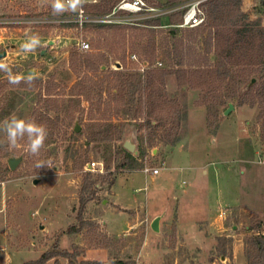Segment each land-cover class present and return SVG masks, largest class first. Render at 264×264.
<instances>
[{"label": "rangeland", "instance_id": "obj_1", "mask_svg": "<svg viewBox=\"0 0 264 264\" xmlns=\"http://www.w3.org/2000/svg\"><path fill=\"white\" fill-rule=\"evenodd\" d=\"M145 1L182 6L190 0ZM115 3L86 0L84 14L107 13ZM238 3L219 17L220 26L177 27L184 7L132 24L80 23L79 11L53 15L52 0H0V17L14 21L0 25V50H6L0 60L13 75L39 77L31 86L13 85L0 71V121L13 115L34 121L48 115L53 121L50 127L39 123L48 137L38 157L27 152L26 140L16 149L0 146V264H26L50 250L70 256L56 255L46 264L259 260L251 245L264 232V97L251 103L264 86V75L257 82L254 77L262 68L259 39L252 56L227 64L231 75L220 80L221 46L212 35L225 33L234 19L264 27V0ZM169 28L177 33L170 36ZM32 34L43 47L25 54L20 45ZM81 41L88 42L87 50L79 48ZM76 52L93 56L92 67L77 69ZM177 68L186 70L185 83L169 72ZM118 70L142 72L145 81L154 77L151 92L163 93L151 102L149 90L144 92L134 123H125L121 99L110 93ZM251 78L252 89L246 87ZM229 103L234 109L224 115ZM76 120L79 132L73 131ZM127 125L139 149L128 162L119 149ZM20 154L22 161L11 170L7 158ZM37 160L53 166L37 169ZM146 167L159 171L146 173ZM81 196L87 199L82 220ZM157 214L155 232L150 221ZM70 226L81 228L68 232Z\"/></svg>", "mask_w": 264, "mask_h": 264}, {"label": "trees", "instance_id": "obj_2", "mask_svg": "<svg viewBox=\"0 0 264 264\" xmlns=\"http://www.w3.org/2000/svg\"><path fill=\"white\" fill-rule=\"evenodd\" d=\"M113 3L116 0H110ZM239 0H209L207 1L208 7H207V17H209V21L207 22L208 18L206 17L205 13V18L204 21L200 24V26L206 25L205 27H208V25H219V17L226 12H230L233 9V6L238 7ZM220 14V15H219ZM172 17V15H171ZM170 17V18H171ZM244 18L245 16L240 13V19ZM207 18V20H206ZM171 20V19H170ZM156 22L158 21L155 20ZM239 21V20H238ZM238 21L236 19L231 20L227 22V27L228 30L222 33H219L220 31L213 32V38H216L215 42L219 46H221V51L218 53L217 57V67H216V72H217V77L220 80H223L224 77H227L231 75V70L228 68L227 64L235 63L237 64L240 61V58L244 57H251V52H253L252 48H255V39H259L258 46L256 48L259 49V51H256L257 57H258V62L262 66V68L259 70L257 74L254 75L256 78V82L259 78L264 75V27L261 26V23L259 21H248V22H242L241 24H238ZM171 23H174L171 21ZM157 24V23H156ZM199 26V27H200ZM222 27H224V24H221ZM198 29V28H197ZM203 29V28H202ZM199 30V29H198ZM168 34L170 36H174L177 33L176 28H169ZM197 31H195L196 33ZM192 38L195 35L191 36ZM219 37V38H217ZM258 37V38H256ZM195 42V41H194ZM74 60L75 63L78 65L76 66L77 69L81 70L82 68H88L92 67V63H94V57L87 54V53H79L76 52L74 54ZM248 61V60H247ZM250 61L252 62V58H250ZM240 63V62H239ZM250 62L248 61L247 64ZM177 64L180 66L179 62ZM97 68L101 67V64H96ZM178 66V67H179ZM223 69V70H221ZM171 73H174L177 75L179 81L182 83H185L186 80V70L183 68H177L176 70H171L169 71ZM209 74H206V77H209L211 74L210 70L208 71ZM244 71H242L243 73ZM241 73V74H242ZM116 84L110 87L111 94L114 96H117L121 99V104H122V110L121 113L125 116V123L130 124L134 123L137 116L139 115L141 111V106H142V96L144 92L148 89L149 90V98H151L152 102V97L154 96H162L163 93L161 91L159 92H154L152 93L151 90V83L154 80V77L149 76L148 79L145 81L143 80V74L142 72L135 71V72H124L118 70L116 73ZM223 77V78H222ZM255 82V84H256ZM26 85V84H25ZM27 86V85H26ZM250 89L252 87L254 88V84L250 85ZM236 95L232 94L230 97L234 98ZM256 97H264V86L263 89H259V91L254 95L253 98H251V103L253 104L256 100ZM262 99V98H261ZM260 99V100H261ZM263 101V99H262ZM119 110V109H118ZM132 113V114H131ZM37 123L41 122H46L49 123V127L52 125L50 123H53L52 119L50 116L46 115L44 116V119L42 118H37L36 119ZM147 125L149 126H154L153 120L147 118L146 120ZM120 152L123 153L125 159H133L135 156L128 152L126 149H124L122 146H119ZM127 162H122L120 163L119 166L124 167L126 166ZM112 183V182H111ZM87 199L82 197L80 198L81 202V211L78 214V218L82 220V209L85 206ZM82 226V225H81ZM80 227H75V226H70L68 228V232H77L79 231ZM251 245L255 247V250L258 251L259 253V260L255 262V264H264L263 258H264V232L259 234V236H256L253 238L251 241ZM56 255H61L64 257H69L70 255L68 254V251H59V250H50V251H45L43 252L39 258L30 261L26 264H46V262L51 259L52 257ZM95 264H98V262H92ZM90 264V263H87ZM99 264H103L102 262Z\"/></svg>", "mask_w": 264, "mask_h": 264}, {"label": "clouds", "instance_id": "obj_3", "mask_svg": "<svg viewBox=\"0 0 264 264\" xmlns=\"http://www.w3.org/2000/svg\"><path fill=\"white\" fill-rule=\"evenodd\" d=\"M86 0H52V13L55 16L62 15L65 12L71 11L73 13L82 12ZM43 47L41 38L38 34L28 35L25 41L20 45L21 52L28 54L35 52L38 48ZM88 45L82 44L84 50L88 49ZM0 71L8 74L9 83L13 85L20 84L22 81L31 86L39 77L30 73L29 75H13L9 65L0 60ZM0 133H3L4 139L0 140V146L7 145L9 149H16L21 141L26 140L27 152L38 157L41 150L45 146V141L48 137L47 128L31 119H25L18 116H11L3 121H0ZM42 166L51 168V161L37 160L35 167L37 169Z\"/></svg>", "mask_w": 264, "mask_h": 264}, {"label": "built area", "instance_id": "obj_4", "mask_svg": "<svg viewBox=\"0 0 264 264\" xmlns=\"http://www.w3.org/2000/svg\"><path fill=\"white\" fill-rule=\"evenodd\" d=\"M206 0H190L182 6H152L149 5L145 0H119L112 9L104 14L97 16H87L84 14V10L79 12L76 20L82 23L87 22H99V23H111V24H122V23H138L139 20H149L154 17H161L170 13H174L180 8L184 7L181 12L180 21L174 24L177 27H194L200 25L205 18V13L202 8V4ZM17 20V19H16ZM14 22L10 18L0 17V25ZM87 44L86 41L79 42V48H82V44ZM89 46V45H88ZM159 171L158 167L144 168V172H150L157 174Z\"/></svg>", "mask_w": 264, "mask_h": 264}, {"label": "water", "instance_id": "obj_5", "mask_svg": "<svg viewBox=\"0 0 264 264\" xmlns=\"http://www.w3.org/2000/svg\"><path fill=\"white\" fill-rule=\"evenodd\" d=\"M5 55H6V50L5 49L0 50V58H2ZM253 82H255V78H251L250 82L246 85V87H249ZM233 109H234V105L232 103H229L227 108L224 110L223 114L225 115ZM80 129L81 126L78 120H76L73 124V131L79 132ZM121 146L124 149H126L128 152L133 154L134 156L139 155L138 141L134 134L133 127L131 125H127V127L123 131ZM22 159H23L22 154L18 156H9L7 158V164L11 170H14L22 161ZM33 182L36 183L37 180L34 179ZM159 226H160V215L157 214L151 219L150 228L153 231L158 232L160 229Z\"/></svg>", "mask_w": 264, "mask_h": 264}, {"label": "crops", "instance_id": "obj_6", "mask_svg": "<svg viewBox=\"0 0 264 264\" xmlns=\"http://www.w3.org/2000/svg\"><path fill=\"white\" fill-rule=\"evenodd\" d=\"M119 0H116L115 2H118Z\"/></svg>", "mask_w": 264, "mask_h": 264}]
</instances>
